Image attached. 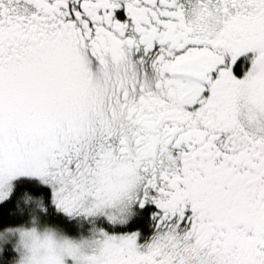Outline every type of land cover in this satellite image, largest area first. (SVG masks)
Segmentation results:
<instances>
[{"label": "snow or ice", "instance_id": "obj_1", "mask_svg": "<svg viewBox=\"0 0 264 264\" xmlns=\"http://www.w3.org/2000/svg\"><path fill=\"white\" fill-rule=\"evenodd\" d=\"M0 264H264V0H0Z\"/></svg>", "mask_w": 264, "mask_h": 264}]
</instances>
